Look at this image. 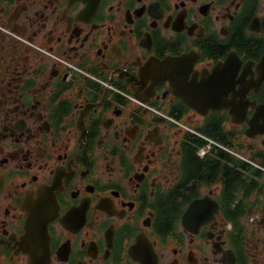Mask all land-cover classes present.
I'll return each mask as SVG.
<instances>
[{"label": "flooded vegetation", "instance_id": "flooded-vegetation-1", "mask_svg": "<svg viewBox=\"0 0 264 264\" xmlns=\"http://www.w3.org/2000/svg\"><path fill=\"white\" fill-rule=\"evenodd\" d=\"M263 56L264 0H0V264H264Z\"/></svg>", "mask_w": 264, "mask_h": 264}, {"label": "water", "instance_id": "water-1", "mask_svg": "<svg viewBox=\"0 0 264 264\" xmlns=\"http://www.w3.org/2000/svg\"><path fill=\"white\" fill-rule=\"evenodd\" d=\"M228 64V63H226ZM264 67V56L262 58V63L260 64V67ZM239 81L241 83L240 89L238 92H234L233 96V102L225 103L223 101V95L221 94V90L223 89L221 84H217V107H224V105L231 106L233 109L231 110L233 115V120L236 122L242 121V115L244 116L247 107L249 104H247L246 101H237L235 99L236 96L245 97L247 95V91L253 86L256 88V90L263 84L264 82V72H259V77L255 78V75L251 74V77L248 78V73L245 72L241 75L239 78ZM235 88V79H233V90ZM225 106V107H227ZM262 119H264V109H257L253 118L249 120V128H248V135L251 137L256 136L258 133H264V122L262 123Z\"/></svg>", "mask_w": 264, "mask_h": 264}]
</instances>
